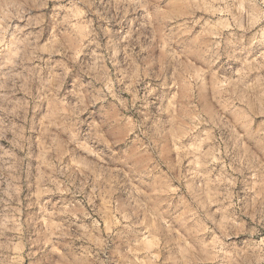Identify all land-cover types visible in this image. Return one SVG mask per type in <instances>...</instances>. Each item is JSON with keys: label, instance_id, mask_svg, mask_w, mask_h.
<instances>
[{"label": "rangeland", "instance_id": "374dc122", "mask_svg": "<svg viewBox=\"0 0 264 264\" xmlns=\"http://www.w3.org/2000/svg\"><path fill=\"white\" fill-rule=\"evenodd\" d=\"M0 264H264V0H0Z\"/></svg>", "mask_w": 264, "mask_h": 264}]
</instances>
